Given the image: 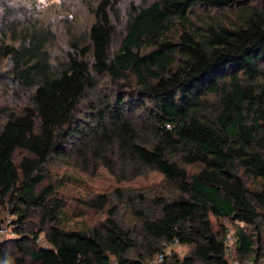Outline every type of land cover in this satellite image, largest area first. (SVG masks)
Returning <instances> with one entry per match:
<instances>
[{
  "label": "trees",
  "instance_id": "obj_1",
  "mask_svg": "<svg viewBox=\"0 0 264 264\" xmlns=\"http://www.w3.org/2000/svg\"><path fill=\"white\" fill-rule=\"evenodd\" d=\"M80 1L93 21L69 20L62 57L36 11L0 19V81L22 99L0 109V217L17 234L0 264H145L175 239L190 252L166 264H230L225 221L244 223L237 256L264 264V0L132 6L115 50L124 0ZM55 161L163 185L98 195L85 205L104 219L72 230Z\"/></svg>",
  "mask_w": 264,
  "mask_h": 264
},
{
  "label": "rangeland",
  "instance_id": "obj_2",
  "mask_svg": "<svg viewBox=\"0 0 264 264\" xmlns=\"http://www.w3.org/2000/svg\"><path fill=\"white\" fill-rule=\"evenodd\" d=\"M152 1L153 0L123 1L119 7L118 18L113 19V24L116 28V35L113 43L114 50L117 49L120 40L126 33V27L133 8L132 6L141 8L149 5ZM2 7L10 9L14 13L4 12ZM25 10L36 11L37 17L54 27L57 41L53 46L52 52L58 57H62V53L67 51V23L69 20L72 18L77 19L78 23L76 25L79 27H86V25L93 21V16L80 0H0V19L3 18V16L5 17V15L7 18L22 15ZM0 68L3 73H8L9 67L5 62L0 65ZM2 77L5 78V76ZM4 78L0 81V109L5 107L13 108L17 106L19 102H22V99L19 101V98L13 94L12 89L14 84L10 80H5ZM102 83L104 84L105 81ZM50 169L53 179L64 183L63 187L60 189V195L63 197L66 204L65 211L67 215L65 219L68 220L67 227L72 230L92 227L104 219L105 214L90 210L85 205L86 202L98 195H110L117 188H134L146 191L161 188L163 185L162 175L153 170L147 171L146 176L134 182L118 183L104 168H100L96 173H92L91 170L84 171L64 161H55L50 165ZM188 170L194 171V168L188 167ZM0 219V221L3 220L5 223L10 222V224L13 225L12 221H14L15 217L9 213V208H6V210H3ZM34 219L35 222H38L36 217H34ZM212 220L215 231H217L219 229V223L214 218H212ZM16 237L17 234L14 232V235L2 239V241L12 240ZM40 238L41 242L38 245L45 246L44 235L41 234ZM172 251L171 253L177 255L179 260H183L190 252L188 248L181 246L173 247ZM170 264H174V262L172 261Z\"/></svg>",
  "mask_w": 264,
  "mask_h": 264
},
{
  "label": "built area",
  "instance_id": "obj_3",
  "mask_svg": "<svg viewBox=\"0 0 264 264\" xmlns=\"http://www.w3.org/2000/svg\"><path fill=\"white\" fill-rule=\"evenodd\" d=\"M13 223V221H12ZM225 224V234H224V249L225 256L230 262V264H254L252 261H242L237 256V244L238 237L236 234V227L243 228L244 223L237 221L235 225L229 224L226 221ZM14 224H10V222L5 223L3 220L0 221V241L2 239H6L7 237L14 235ZM41 238L39 237L36 240L37 244H40ZM179 246V241L175 239L173 243L163 242L161 252L150 262L145 264H166L167 256L171 253L173 247ZM110 264H119L116 260H112Z\"/></svg>",
  "mask_w": 264,
  "mask_h": 264
}]
</instances>
